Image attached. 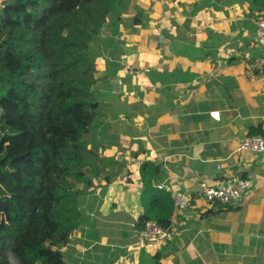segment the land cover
Listing matches in <instances>:
<instances>
[{
  "label": "crops",
  "instance_id": "0c3cea01",
  "mask_svg": "<svg viewBox=\"0 0 264 264\" xmlns=\"http://www.w3.org/2000/svg\"><path fill=\"white\" fill-rule=\"evenodd\" d=\"M140 1L144 7L155 0ZM254 1L158 0L156 19L141 11L144 26L129 19V10L114 20L107 50L114 107L100 105L117 123L114 162L104 175L111 180L94 179L80 197L79 227L62 249L67 264L122 257L129 264H264V154L238 150L251 127L264 129V40L255 24L264 0ZM99 119L103 134L107 124ZM101 151L111 157L110 149ZM144 161L160 164L157 186L193 199L182 212L173 210L170 240L137 249L131 223L144 212ZM233 176L253 181L235 204L198 195L201 181Z\"/></svg>",
  "mask_w": 264,
  "mask_h": 264
},
{
  "label": "trees",
  "instance_id": "16d2710c",
  "mask_svg": "<svg viewBox=\"0 0 264 264\" xmlns=\"http://www.w3.org/2000/svg\"><path fill=\"white\" fill-rule=\"evenodd\" d=\"M131 1L0 4V264H11L7 250L19 264H67L62 249L79 227L80 197L114 162L84 137L100 123L96 43ZM142 18L133 21L144 26ZM254 135L264 136L262 125L250 128ZM140 171L138 228L149 220L172 228L170 192L155 183L160 164L144 161Z\"/></svg>",
  "mask_w": 264,
  "mask_h": 264
},
{
  "label": "built area",
  "instance_id": "2783aa9c",
  "mask_svg": "<svg viewBox=\"0 0 264 264\" xmlns=\"http://www.w3.org/2000/svg\"><path fill=\"white\" fill-rule=\"evenodd\" d=\"M257 36L264 40V11L255 21ZM264 82V70L261 75ZM238 150H247L253 153L264 154V137L261 135L247 136L243 138L238 145ZM253 186L252 179L248 177L233 176L230 179H219L215 182L201 181L198 185V195L208 203H221L223 205L235 204L242 195ZM163 188V185H159ZM170 196L174 203L175 212L179 213L186 209L193 199L189 192L178 189H171ZM138 220L131 223L134 230V247L143 248L148 244L166 242L173 237L172 228H165L156 220H149L143 228H138ZM128 257H122L113 264H129Z\"/></svg>",
  "mask_w": 264,
  "mask_h": 264
},
{
  "label": "rangeland",
  "instance_id": "374dc122",
  "mask_svg": "<svg viewBox=\"0 0 264 264\" xmlns=\"http://www.w3.org/2000/svg\"><path fill=\"white\" fill-rule=\"evenodd\" d=\"M142 2L140 0H132V3L129 7V11L127 12L129 14V19L133 21V18H135L134 14H136L138 11L141 12L143 9L148 11L149 15L146 17V19H156V16L159 14L160 9L158 8V0L155 1H149L150 3L144 4V7L140 6V3ZM2 1L0 0V4ZM131 8V9H130ZM144 11V10H143ZM145 13V11H144ZM143 13V15H144ZM170 15L169 11L166 12L163 17H167ZM173 17H177L178 14H172ZM125 18V17H124ZM154 21V20H153ZM155 32H158L156 29ZM114 35V20L108 21L102 28L101 36L103 37V40L97 41L98 48L95 49V54H97L96 61L99 60V68L98 72L96 73L97 83L95 85V88L97 91H100L99 99L103 102H105L109 107H114V77H112L111 69H113V65H111V60L109 59V55L107 53V50L109 49V45L106 44L104 40L107 38H113ZM131 51H134L133 49H130ZM94 53V50L92 51ZM108 55V57H107ZM98 59V60H97ZM110 61L108 66H102L103 62ZM98 66V63H97ZM113 80V81H112ZM102 109H100L98 116H102V119L106 122L105 131L103 134H100V132L96 129V127L92 128L91 135L89 133L85 134L84 137L87 138V141L92 145L96 141L101 144L98 151L103 149V146H107L108 149H110L106 156H111L108 158L114 157V128L116 127L117 123L114 124V111H110L107 109L105 111V115H102ZM108 113V115H107ZM105 116H108L107 118ZM106 118V119H105ZM106 149V147H105ZM102 152V151H101ZM103 154V153H102ZM114 164V163H113ZM107 172H102V176H104ZM80 186V185H79ZM64 253V252H63ZM8 258L11 261V264H19L18 260L13 256V254L7 250ZM65 260V259H64Z\"/></svg>",
  "mask_w": 264,
  "mask_h": 264
},
{
  "label": "water",
  "instance_id": "95a60500",
  "mask_svg": "<svg viewBox=\"0 0 264 264\" xmlns=\"http://www.w3.org/2000/svg\"><path fill=\"white\" fill-rule=\"evenodd\" d=\"M1 1H3V0H1Z\"/></svg>",
  "mask_w": 264,
  "mask_h": 264
}]
</instances>
